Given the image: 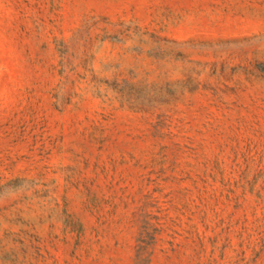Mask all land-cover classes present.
Returning a JSON list of instances; mask_svg holds the SVG:
<instances>
[{
    "label": "rangeland",
    "instance_id": "obj_1",
    "mask_svg": "<svg viewBox=\"0 0 264 264\" xmlns=\"http://www.w3.org/2000/svg\"><path fill=\"white\" fill-rule=\"evenodd\" d=\"M0 264H264V0H0Z\"/></svg>",
    "mask_w": 264,
    "mask_h": 264
}]
</instances>
